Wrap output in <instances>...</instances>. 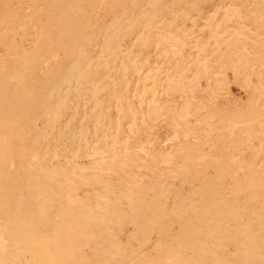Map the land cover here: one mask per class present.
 Wrapping results in <instances>:
<instances>
[{"label":"rangeland","instance_id":"rangeland-1","mask_svg":"<svg viewBox=\"0 0 264 264\" xmlns=\"http://www.w3.org/2000/svg\"><path fill=\"white\" fill-rule=\"evenodd\" d=\"M0 264H264V0H0Z\"/></svg>","mask_w":264,"mask_h":264}]
</instances>
